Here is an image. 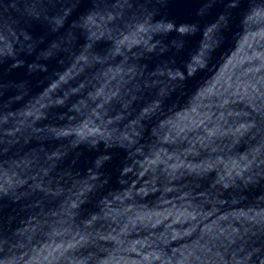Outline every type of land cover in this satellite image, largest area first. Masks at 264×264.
<instances>
[{
    "label": "water",
    "instance_id": "obj_1",
    "mask_svg": "<svg viewBox=\"0 0 264 264\" xmlns=\"http://www.w3.org/2000/svg\"><path fill=\"white\" fill-rule=\"evenodd\" d=\"M0 264H264V0H0Z\"/></svg>",
    "mask_w": 264,
    "mask_h": 264
}]
</instances>
